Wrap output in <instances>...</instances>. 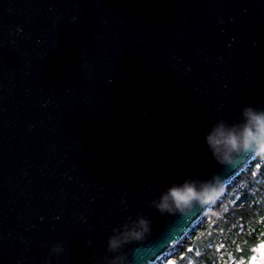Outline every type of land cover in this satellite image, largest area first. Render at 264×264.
Listing matches in <instances>:
<instances>
[{"label":"water","instance_id":"1","mask_svg":"<svg viewBox=\"0 0 264 264\" xmlns=\"http://www.w3.org/2000/svg\"><path fill=\"white\" fill-rule=\"evenodd\" d=\"M246 106L264 109V0H0V264H157L212 206L161 196L223 191L256 155L206 143Z\"/></svg>","mask_w":264,"mask_h":264},{"label":"trees","instance_id":"2","mask_svg":"<svg viewBox=\"0 0 264 264\" xmlns=\"http://www.w3.org/2000/svg\"><path fill=\"white\" fill-rule=\"evenodd\" d=\"M262 245L264 156L255 155L167 255L176 254V264H253Z\"/></svg>","mask_w":264,"mask_h":264},{"label":"clouds","instance_id":"3","mask_svg":"<svg viewBox=\"0 0 264 264\" xmlns=\"http://www.w3.org/2000/svg\"><path fill=\"white\" fill-rule=\"evenodd\" d=\"M145 114L148 109L145 108ZM242 123L228 124L221 120L206 134V143L217 159L227 157L232 153L245 151L264 156V109L246 106L243 110ZM218 176L211 180L187 179L182 184L170 187L160 198L157 207L161 212L171 210L185 211L196 205L207 206L215 203L222 194ZM139 229L150 231V222L141 218L138 224L131 229L127 226L119 236H112L108 240V251H115L140 235ZM58 250V249H57ZM120 258H115L111 264H119ZM255 264H264V255H260Z\"/></svg>","mask_w":264,"mask_h":264},{"label":"rangeland","instance_id":"4","mask_svg":"<svg viewBox=\"0 0 264 264\" xmlns=\"http://www.w3.org/2000/svg\"><path fill=\"white\" fill-rule=\"evenodd\" d=\"M221 196H222V194H221ZM196 251L199 252V250H196ZM175 255L176 254H172L171 256H168L166 254L162 259H160L157 262V264H160V263L161 264H176L177 261H176ZM260 255H264V245H262V248L259 250L257 257L254 258L253 264H255L256 260L259 258ZM194 260H195V258H188L187 259V261H188L187 264H193L194 263Z\"/></svg>","mask_w":264,"mask_h":264}]
</instances>
